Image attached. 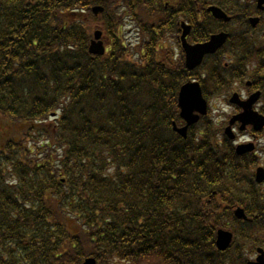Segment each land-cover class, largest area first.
<instances>
[{"label": "trees", "instance_id": "trees-1", "mask_svg": "<svg viewBox=\"0 0 264 264\" xmlns=\"http://www.w3.org/2000/svg\"><path fill=\"white\" fill-rule=\"evenodd\" d=\"M208 3L248 14L237 0H0V264H247L264 249L249 156L206 118L186 139L172 129L182 85L197 80L208 99L248 76L251 42L239 33L186 70L177 24L189 21L193 43L226 28ZM96 24L103 57L88 53ZM235 205L251 222L234 218ZM218 229L234 234L225 252Z\"/></svg>", "mask_w": 264, "mask_h": 264}, {"label": "water", "instance_id": "water-1", "mask_svg": "<svg viewBox=\"0 0 264 264\" xmlns=\"http://www.w3.org/2000/svg\"><path fill=\"white\" fill-rule=\"evenodd\" d=\"M264 5V0H258V7H262ZM93 13L97 14L102 11L101 8H94ZM215 19H222L224 21H229V19L216 8H209L207 10ZM257 20H252V25H255ZM183 33L181 36V44L182 49L185 54V66L188 70H193L198 67L205 55L214 54L219 48L223 46L227 39V35L220 33L218 35H213L210 37L209 41L204 44L197 45H189L186 42V37L190 33V28L181 24ZM100 39V33L96 32L94 34V41H91L89 47V53L93 55H102L104 53V48L101 42H96ZM259 93H255L252 95L248 101L241 102L236 94L232 96L230 99L231 104L238 105L243 113L233 117L230 120V125H233L235 121H239L242 123V127L246 125H252L255 131H260L264 126L263 117L259 116L252 110V105L257 101L259 97ZM178 108L180 110L179 117L185 122V126L183 128H177L173 124V130L180 135L182 138H186L187 130L189 127L196 124L199 120L200 116H205L207 113V105L206 101L203 99L200 86L197 83H189L183 85L178 94ZM225 134L229 139H233V135L230 133V128L228 127L225 130ZM246 146H240L237 148V154L240 155L242 153L251 151V147L248 150H245ZM256 180L261 182L264 180V173L262 170L257 171ZM235 217L239 220H246L244 215V211L242 209H238L235 212ZM232 241V234L226 231H218L216 238V247L219 251L223 252L228 249ZM258 257L254 262H249L248 264H264V252L261 249L257 250ZM84 264H95L93 259L85 260Z\"/></svg>", "mask_w": 264, "mask_h": 264}, {"label": "flooded vegetation", "instance_id": "flooded-vegetation-1", "mask_svg": "<svg viewBox=\"0 0 264 264\" xmlns=\"http://www.w3.org/2000/svg\"><path fill=\"white\" fill-rule=\"evenodd\" d=\"M243 1L245 3L244 8L248 10V14H249L248 18L246 19V21L248 23L250 15H251V17H257L258 13L255 14V11L257 10L256 7H258V4H257V0H249L248 2H246V0H243ZM239 2L242 3V0H239ZM248 7H250V8H248ZM259 18H260V22L258 23V25H257V27L255 29H252L253 31H251L250 34L254 33L256 30H258V27H260L259 24H261V22L263 21L262 15L259 16ZM238 19H240L239 15H238ZM238 19L236 21H239ZM248 25H249V23H248ZM245 33H247V31ZM261 38H262V41H257L253 37H246V39L249 42H251V44H250L251 45V50H252L254 55H253V58L250 61L246 62L245 69L246 70L250 69L252 71L253 75L257 74L256 79H258V81H259V73L264 70V37H261ZM244 41L245 40L243 38H239L237 40L236 44L237 45H241V44L244 43ZM225 57L228 60V63H224V65H225L224 68L225 69H227L229 65L233 66L234 65L233 63H236L234 61L233 62L231 61V57L229 55L226 54ZM244 80L245 79L243 78L242 80H239L237 83H232V86H235V85L240 84L242 82L244 83L243 84V88H244L243 91L244 92H243V95H242L244 97V99H248L254 93L260 92L259 84H256L254 79H249V80H246V81H244ZM235 93H237V92H235ZM237 94L239 95V93H237ZM227 102L230 103V99H228ZM263 107H264L263 98H262V96H259L258 101H257L254 109L256 111H258L259 114H261V112H260L261 110L260 109L263 108ZM234 108H236V107H234ZM234 113L238 114L239 111L237 109H234ZM238 126H237V128H238ZM245 133H246L247 136H249V138H250L249 140H251V142L252 141L257 142V140H259L260 136L263 135L262 133H264V129H263V132L260 133V135H258V134H256L253 131V129L251 127H246L245 128ZM248 158L251 160V162L253 164L252 165L253 168L251 169V173L253 175L252 176V181H253L254 184H256V182H255V180H256V176H255L256 175V171L259 168H262L264 170V153H262L260 149H255L254 153L250 154V156ZM258 186L260 187V191H261V194H262V198H260V201L264 202V182L261 183ZM236 207L243 208L245 210V213H246V209L243 206L235 205L231 209V213L232 214H234V212H235L234 210H235Z\"/></svg>", "mask_w": 264, "mask_h": 264}, {"label": "rangeland", "instance_id": "rangeland-1", "mask_svg": "<svg viewBox=\"0 0 264 264\" xmlns=\"http://www.w3.org/2000/svg\"><path fill=\"white\" fill-rule=\"evenodd\" d=\"M262 19H263V21L261 22L260 27H258V30H256L253 33L254 38H260V36L261 37L264 36V14L262 15ZM94 26H96V25H94ZM125 30H131V28L129 26H126ZM135 37L136 36L134 35V33H132V31H129V33L127 35H125L124 40H126L127 43L132 44L134 46L136 44ZM243 84L244 83L242 82L240 84L235 85L233 87L232 92H237L242 96L243 92H244L243 91V89H244ZM229 94H231V93H229ZM229 96H225V94H223L220 97L212 99L211 101L208 102V106H209L208 112L209 113H208L206 119L213 125V128L218 129V128H220L221 125H222V127H224L223 124L226 123L228 117L233 113L231 106H229L228 102H227V99ZM262 134L263 135H261L259 138V145H260L259 149L261 150L262 153H264V133H262ZM246 139H247L246 137L240 138V140H246ZM248 258H249V260H253L254 255L253 256L251 255Z\"/></svg>", "mask_w": 264, "mask_h": 264}]
</instances>
